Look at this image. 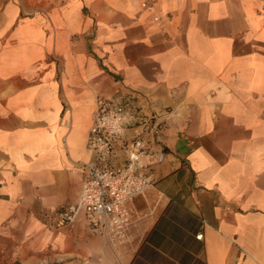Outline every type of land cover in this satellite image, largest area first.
<instances>
[{"label": "crops", "instance_id": "obj_1", "mask_svg": "<svg viewBox=\"0 0 264 264\" xmlns=\"http://www.w3.org/2000/svg\"><path fill=\"white\" fill-rule=\"evenodd\" d=\"M126 93L172 113L115 250L55 219ZM0 236L32 264H264V0H0Z\"/></svg>", "mask_w": 264, "mask_h": 264}, {"label": "built area", "instance_id": "obj_2", "mask_svg": "<svg viewBox=\"0 0 264 264\" xmlns=\"http://www.w3.org/2000/svg\"><path fill=\"white\" fill-rule=\"evenodd\" d=\"M171 113L143 109L133 93L98 97L86 143L92 159L82 165L77 201L56 211L55 228L65 227L83 212L90 230L113 249L128 245L131 218L127 205L153 184L140 167L144 160H162L158 148ZM128 130L133 133L128 135ZM119 154L123 158L116 163ZM201 237V233L196 235Z\"/></svg>", "mask_w": 264, "mask_h": 264}, {"label": "rangeland", "instance_id": "obj_3", "mask_svg": "<svg viewBox=\"0 0 264 264\" xmlns=\"http://www.w3.org/2000/svg\"><path fill=\"white\" fill-rule=\"evenodd\" d=\"M26 247H14L12 241H6L0 236V264H32L24 261Z\"/></svg>", "mask_w": 264, "mask_h": 264}]
</instances>
